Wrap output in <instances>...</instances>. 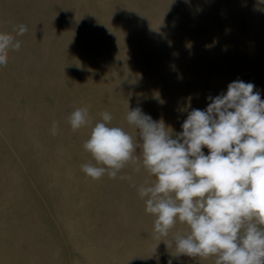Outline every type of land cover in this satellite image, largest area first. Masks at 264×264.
<instances>
[{
	"label": "rangeland",
	"instance_id": "obj_1",
	"mask_svg": "<svg viewBox=\"0 0 264 264\" xmlns=\"http://www.w3.org/2000/svg\"><path fill=\"white\" fill-rule=\"evenodd\" d=\"M0 33L21 42L0 65V264H215L177 255L179 221L154 231L142 164L93 180L83 145L105 111L140 144L129 110L176 134L233 81L264 100V0H0Z\"/></svg>",
	"mask_w": 264,
	"mask_h": 264
},
{
	"label": "clouds",
	"instance_id": "obj_2",
	"mask_svg": "<svg viewBox=\"0 0 264 264\" xmlns=\"http://www.w3.org/2000/svg\"><path fill=\"white\" fill-rule=\"evenodd\" d=\"M26 31L19 25L16 34ZM20 47L13 35L0 33V65H7L9 49ZM254 88L233 81L226 94L209 97L205 110L190 111L176 134L140 108L129 110L127 121L138 130L140 144L102 112L83 145L96 165L81 170L93 180L105 174L115 179L126 165L139 171L142 164L155 177L138 190L146 212L155 216L154 231L168 236L177 221L187 226L186 235L174 236L177 255L264 264V100ZM69 123L73 132L90 125L87 107L77 108ZM57 130L54 122L52 134ZM138 147L142 160L135 155Z\"/></svg>",
	"mask_w": 264,
	"mask_h": 264
}]
</instances>
